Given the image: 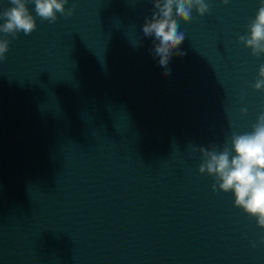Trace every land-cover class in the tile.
<instances>
[{
    "label": "water",
    "instance_id": "obj_1",
    "mask_svg": "<svg viewBox=\"0 0 264 264\" xmlns=\"http://www.w3.org/2000/svg\"><path fill=\"white\" fill-rule=\"evenodd\" d=\"M205 2L209 13L193 10L192 20L177 21L185 55H173L167 76L151 38L142 264H264V229L199 172L201 147L231 148L232 135L251 132L264 111V90L254 88L264 54L254 56L239 42L261 0Z\"/></svg>",
    "mask_w": 264,
    "mask_h": 264
},
{
    "label": "clouds",
    "instance_id": "obj_2",
    "mask_svg": "<svg viewBox=\"0 0 264 264\" xmlns=\"http://www.w3.org/2000/svg\"><path fill=\"white\" fill-rule=\"evenodd\" d=\"M29 0H9L11 7L0 12V33L10 34L13 38L20 32L30 35L37 27L35 19L27 3ZM35 5V13L42 20L54 23L57 13L72 16L75 3L66 9L68 0H31ZM154 11L152 17L146 18L143 25L145 36H154V58L162 75L170 74L168 64L173 57L183 56L179 46L185 40V34L179 31L178 20L189 22L193 19V10L199 16L210 12V3L205 0H152ZM228 4L229 0H221ZM158 41V43H157ZM239 42L251 49V54L259 57L264 54V0H261L255 18L248 25V32L239 37ZM9 40L0 38V61L6 59ZM256 90H264V64L259 68L258 79L254 85ZM246 114L247 109H241ZM203 162L199 172H205L214 178L213 192L217 189L234 195V205L254 218L258 227L264 229V111L252 126L251 132L233 134L231 148L225 145L217 152L200 148ZM234 153V155H233ZM264 243V240L261 241ZM256 245H253L255 247Z\"/></svg>",
    "mask_w": 264,
    "mask_h": 264
}]
</instances>
